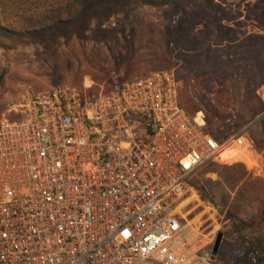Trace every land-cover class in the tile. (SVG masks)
<instances>
[{"label": "built area", "instance_id": "built-area-1", "mask_svg": "<svg viewBox=\"0 0 264 264\" xmlns=\"http://www.w3.org/2000/svg\"><path fill=\"white\" fill-rule=\"evenodd\" d=\"M179 91L159 71L112 91L53 88L3 116L0 264H193L182 213L197 196L191 175L254 148L246 135L204 133ZM257 95L264 104V87Z\"/></svg>", "mask_w": 264, "mask_h": 264}, {"label": "rangeland", "instance_id": "rangeland-1", "mask_svg": "<svg viewBox=\"0 0 264 264\" xmlns=\"http://www.w3.org/2000/svg\"><path fill=\"white\" fill-rule=\"evenodd\" d=\"M150 1H133L127 18L119 4L102 26L77 20L43 36L33 32L76 15L74 0H0V28L22 36L8 40L0 32V120L24 97L53 88L99 90L172 71L190 114L202 113L205 122L204 106L218 110L224 119L214 120L209 134L220 141L246 135L260 165L250 171L244 163L215 162L193 172L189 184L197 196L182 212L189 250L197 252L193 264H236L247 251L264 259V113L255 115L264 109L257 95L264 87V0L227 1L221 8L236 20L216 28L199 0L185 10ZM235 220L246 227L238 229ZM219 234L216 255L198 261L212 253Z\"/></svg>", "mask_w": 264, "mask_h": 264}, {"label": "trees", "instance_id": "trees-1", "mask_svg": "<svg viewBox=\"0 0 264 264\" xmlns=\"http://www.w3.org/2000/svg\"><path fill=\"white\" fill-rule=\"evenodd\" d=\"M135 1L137 4L141 5H153L154 2L150 0H74L75 3H77L78 6V12L76 13L73 18H69L67 22H54L50 25H45L42 27L40 26V29L35 30L33 33L39 32L40 34H43V36L50 35V33L57 29V26L61 25L62 23H73L77 20L81 21H91L96 23L97 26H102L104 23L108 21L111 15L115 14L117 12L116 8L119 7V4H122L121 12L124 14V16L127 18L128 11L126 10L127 7H130ZM167 2L173 3L175 5V8H184L187 9L192 2L190 0H166ZM180 1V4L177 6V2ZM202 3V6L209 10L211 13V20L210 24L213 28H216L219 26V24L223 21L231 22L236 20V18L229 17L221 8V5L225 4L227 1L230 0H199ZM55 27V28H54ZM53 28V29H52ZM0 32L5 35L6 39L13 40L15 37H22L21 34L14 33L12 31H8L6 29L0 28ZM26 35H29V32L25 33ZM122 84H114L110 86L109 88H105L106 91H112L117 88H120ZM96 90V89H95ZM259 102L264 106L261 99L258 97ZM178 104L181 109H183L186 114L190 118H194V115L190 114L191 105L190 101L186 97L185 93L182 94L180 97H178ZM205 111V127L203 129L204 133L208 134L209 136L213 137L217 142H221L219 139H217L215 136L210 135L207 129H210L214 124V120H223L224 117L221 115L218 110L215 108H212L211 105L204 106ZM264 113V109L261 112H257L255 115H259ZM196 115V114H195ZM207 125V128H206ZM212 132V131H211ZM220 134V133H219ZM218 135V133H216ZM247 137V136H246ZM252 146L255 147L254 143L250 140L249 137H247ZM253 147V148H254ZM235 225L238 227V229H244L246 227V224L240 220H235ZM223 258V252L218 253V256ZM250 251L245 252L244 254H241L239 260L236 262V264H264V259L258 258L257 261H255L254 257H249Z\"/></svg>", "mask_w": 264, "mask_h": 264}, {"label": "bare ground", "instance_id": "bare-ground-1", "mask_svg": "<svg viewBox=\"0 0 264 264\" xmlns=\"http://www.w3.org/2000/svg\"><path fill=\"white\" fill-rule=\"evenodd\" d=\"M198 117H202V113H198ZM247 148H249L247 146ZM252 157L253 155L250 153L249 151V154H244L243 152L241 151H236V150H226L220 157L221 159V163H227L229 165H233V164H237V163H244L246 165V167L248 168V170L250 171H253L254 169H260V165L258 162L256 161H252ZM257 158L259 159V157L257 156ZM182 208L183 205H182ZM194 223H197L196 221H192L191 225L194 224ZM200 225V226H198ZM202 224H198L197 223V227H201ZM198 248H194L193 250H197Z\"/></svg>", "mask_w": 264, "mask_h": 264}, {"label": "water", "instance_id": "water-1", "mask_svg": "<svg viewBox=\"0 0 264 264\" xmlns=\"http://www.w3.org/2000/svg\"><path fill=\"white\" fill-rule=\"evenodd\" d=\"M220 241H221V235L219 234L217 236V238H216V241H215V244H214V247H213L212 256L216 255L218 247H219V244H220Z\"/></svg>", "mask_w": 264, "mask_h": 264}]
</instances>
